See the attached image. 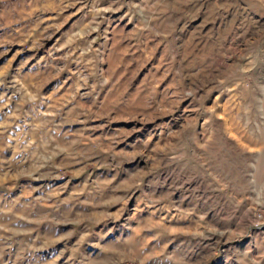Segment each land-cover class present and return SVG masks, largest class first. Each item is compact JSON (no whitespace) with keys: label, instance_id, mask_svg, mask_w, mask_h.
Returning a JSON list of instances; mask_svg holds the SVG:
<instances>
[{"label":"rangeland","instance_id":"obj_1","mask_svg":"<svg viewBox=\"0 0 264 264\" xmlns=\"http://www.w3.org/2000/svg\"><path fill=\"white\" fill-rule=\"evenodd\" d=\"M0 264H264V0H0Z\"/></svg>","mask_w":264,"mask_h":264}]
</instances>
